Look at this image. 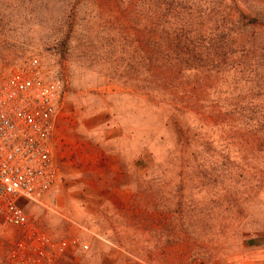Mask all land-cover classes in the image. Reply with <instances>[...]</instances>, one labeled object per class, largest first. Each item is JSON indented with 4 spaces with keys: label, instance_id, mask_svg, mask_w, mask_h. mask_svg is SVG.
I'll use <instances>...</instances> for the list:
<instances>
[{
    "label": "rangeland",
    "instance_id": "1",
    "mask_svg": "<svg viewBox=\"0 0 264 264\" xmlns=\"http://www.w3.org/2000/svg\"><path fill=\"white\" fill-rule=\"evenodd\" d=\"M96 6L91 0H0V70H17L33 55L53 61L65 92L55 134L59 126L68 131L69 139L76 142L73 149H81L78 143L97 141L105 149L118 150L122 166L130 172L126 182L132 187L133 199L124 210L128 220L119 219V213L107 208L103 216L110 219L96 222L98 230L84 233L81 239L88 249L83 250L79 244L74 254H65L56 264H108L105 257L111 251L105 247L107 243L118 247L111 252L117 254L116 264H192L197 258L204 264L264 263V181L233 176L234 167L250 152L234 148L216 131L203 136V141L211 138L215 152H229L222 156H228L234 166L222 172L217 164L204 163L200 170L206 175L222 174L225 178L206 186L193 182L183 188L184 214L172 213L177 204L172 197L178 184L173 181L166 185L164 178L176 172L170 162L171 153L176 157L173 138L161 125L153 106L145 104L117 78H110L114 71L119 73L124 54L119 42H107L113 32L106 29L107 24L103 26ZM99 7L104 19L111 15L125 28L130 26L113 2L102 0ZM74 8L79 11L78 19L67 39L66 15ZM98 116L104 122L97 127L90 120ZM115 126L122 129V135L118 142H110L108 128ZM61 143L63 147L70 146L65 140ZM201 148L198 145L197 149ZM141 153L150 154V167L144 174L152 172L154 177L151 185L156 194L155 208L150 211L144 201H136L140 214L134 219V186L140 180L132 166ZM226 193L235 197L224 200ZM22 206L27 217L54 241L67 239V222L59 215L31 202L22 201ZM101 229L108 234H98ZM178 234L185 239L175 242ZM250 237L260 238L259 244L254 245ZM20 238L15 227L0 223V264H11L10 252Z\"/></svg>",
    "mask_w": 264,
    "mask_h": 264
},
{
    "label": "trees",
    "instance_id": "2",
    "mask_svg": "<svg viewBox=\"0 0 264 264\" xmlns=\"http://www.w3.org/2000/svg\"><path fill=\"white\" fill-rule=\"evenodd\" d=\"M100 1L91 0L98 6L103 26L113 32L107 42H119L124 54L119 73L114 71L110 78H117L153 106L173 138L176 157L171 153L170 162L176 172L164 178L166 185L178 184L172 213L184 214L183 188L225 178L206 175L200 170L204 163L217 164L222 172L234 166L228 156H222L229 152H215L211 138L203 141V136L215 131L234 148L250 152L234 167L233 176L263 182L264 0H107L128 21L127 28L111 15L104 19ZM78 14L74 8L66 15L67 39ZM198 145L203 148L197 149ZM151 173H135L140 183L134 186V219L139 213L136 201H144L150 211L155 208ZM234 197L223 195L227 201ZM182 239L183 234H178L175 242Z\"/></svg>",
    "mask_w": 264,
    "mask_h": 264
},
{
    "label": "built area",
    "instance_id": "3",
    "mask_svg": "<svg viewBox=\"0 0 264 264\" xmlns=\"http://www.w3.org/2000/svg\"><path fill=\"white\" fill-rule=\"evenodd\" d=\"M53 64L33 55L17 70H0V223L21 235L11 264H56L68 247L88 249L78 236L54 241L22 206L26 201L59 213L52 151L65 92Z\"/></svg>",
    "mask_w": 264,
    "mask_h": 264
},
{
    "label": "crops",
    "instance_id": "4",
    "mask_svg": "<svg viewBox=\"0 0 264 264\" xmlns=\"http://www.w3.org/2000/svg\"><path fill=\"white\" fill-rule=\"evenodd\" d=\"M93 120L97 127L104 122L102 116L92 117L90 121L93 122ZM67 133L68 131L59 126L53 140L52 163L57 171L55 186L59 211L57 215L67 222L65 231L67 239L77 236L82 239L84 233L95 232L96 222L105 218L110 219L103 216L107 208L114 209L115 213H119L117 217L125 221L128 216L124 210L132 202L133 190L126 182L130 172L122 166L121 153L118 150L105 149L102 143L97 141L92 144L84 141L82 144L78 143L82 146L81 149H73L76 142L69 139L70 136ZM108 133H110L108 141L118 142L122 129L119 126L110 127ZM61 140L67 141L70 146L63 147ZM149 167L150 154L148 153H141L132 166L140 175L144 174ZM103 229L99 230L98 234L107 235L108 231ZM250 239L253 240L254 245L259 244L260 238L250 237ZM106 245L108 247L104 246L111 252L113 249H118L111 243ZM73 252V248L67 250V253ZM111 252L106 255L105 261L108 264H116L117 254L113 255ZM69 259L71 260L70 257ZM259 264L264 263L260 261Z\"/></svg>",
    "mask_w": 264,
    "mask_h": 264
}]
</instances>
